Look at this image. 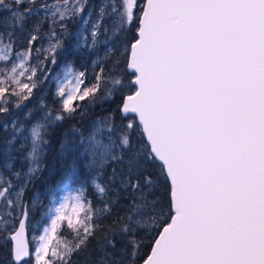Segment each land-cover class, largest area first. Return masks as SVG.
<instances>
[{
    "label": "snow or ice",
    "instance_id": "1",
    "mask_svg": "<svg viewBox=\"0 0 264 264\" xmlns=\"http://www.w3.org/2000/svg\"><path fill=\"white\" fill-rule=\"evenodd\" d=\"M87 7L0 0V115L12 117L2 125L0 236L14 242L12 264H73L93 242L89 264H264V0H100L85 14ZM76 20L78 54L64 40ZM17 33L27 38L23 51ZM45 35L41 67L28 58ZM76 55L87 63L77 68ZM61 56L52 106L41 99L13 115ZM117 96L116 107L93 116L87 130L73 124L60 143L72 160L68 178L80 165L96 204L83 188L66 196L48 209L54 216L30 249L21 201L49 134ZM18 134L30 144L26 172L11 164L27 146L13 147ZM65 220L71 241L57 232ZM57 236L64 247L50 249Z\"/></svg>",
    "mask_w": 264,
    "mask_h": 264
},
{
    "label": "rangeland",
    "instance_id": "2",
    "mask_svg": "<svg viewBox=\"0 0 264 264\" xmlns=\"http://www.w3.org/2000/svg\"><path fill=\"white\" fill-rule=\"evenodd\" d=\"M100 0H88L89 7L85 8V14L89 11H92V5H98ZM144 0H138V3L142 4ZM7 13L0 12V16H6ZM79 20H76L74 23L70 22L68 24V34L64 37L65 44L68 46V53H76L78 54L79 49L75 47L76 40V29L79 26ZM44 31L47 32V25L44 26ZM26 42V43H25ZM24 44V45H23ZM26 45V46H25ZM33 52L31 56L28 58V62L31 64H40L41 67H44V64L47 63L45 57L47 53L44 51L49 46L48 37L45 35L42 38L38 39L37 42H34L32 45ZM29 45L27 43V38L21 37L19 33H17V44L16 50L23 51L25 48H28ZM35 49H40L39 52L35 51ZM35 57L36 59H33ZM65 57L61 56L58 59L61 61L59 66H56L53 71L50 72L47 80L41 78V86L39 89L35 90L34 96L27 102L26 109L17 110L13 115L17 117H22L24 111L27 109H33L34 105L37 104L38 100H44L45 103L49 104L51 107V99L53 94L55 93V82L57 76H62L63 74V59ZM76 59L77 68L80 67L81 64H86L87 60L80 59L78 55L74 57ZM44 61L43 64L40 62ZM49 69H53V65L47 64ZM89 74H91V69H89ZM37 76H39V72H37ZM20 78V77H18ZM0 79H3L0 76ZM35 79V77H34ZM3 98H0V102H2ZM117 99V97H116ZM114 101V100H113ZM110 102L109 104H105L101 107L99 104L96 106L93 113L83 121L74 120V121H65L62 124H59L50 134H49V143L46 147V155H50L47 163H49V168L53 169L56 172V175L53 178H50L49 175L42 174V171L45 166L46 157L43 156L42 165L40 171L37 173L35 179L32 183L27 185L26 192L24 197L22 198L21 203L28 205L29 207V215L27 217V229L29 234V239L32 245V248L38 246V240L34 239V237H39L43 234L44 228L49 226L50 220L54 216V211L49 212L48 209H55L59 206V204L64 200L66 196H74L77 194V190L83 188V195H86V187L90 184L87 183L84 177L87 176V172L83 174V177L79 174L80 165H77V177L75 179H69L67 176V172L70 170V166L72 164L71 158L67 154L61 153L60 143L64 136V133L73 125L80 124L83 126L85 130H87L89 121L93 116L99 115L102 111L111 110V104L114 102ZM40 113L37 112L35 114V118H38ZM11 116L0 115V120H2L1 126L4 123H9L11 120ZM30 123V122H29ZM6 132V131H5ZM27 129L24 130V135H27ZM8 136V132H6V137ZM78 139V137H76ZM18 146L14 148H18L22 143L27 144L24 148V151H15L13 155L15 159L11 161L12 167L16 170L23 169L25 172L27 171V162L22 159L26 155V153L30 149V144L24 141L23 136L18 134ZM3 160L0 161V171H3ZM109 170H106L105 174H108ZM5 178L12 179L14 183H19L14 176H7L5 174ZM29 198L32 200H37L42 202L43 206H38L36 209H32L29 203ZM19 214V210L17 209L13 216H17ZM68 215L73 219L74 225L77 220V216L71 212V209H68ZM83 213H80V219L83 218ZM11 222V221H10ZM58 233H63L65 237L69 238L71 241V232L67 230V221L61 222L57 229ZM59 241V243H58ZM5 240L2 236H0V263L1 264H12V255H11V242L10 246L7 248L4 246ZM52 247H57L58 250L64 247V241H60L59 237L53 239L52 244L50 245V249Z\"/></svg>",
    "mask_w": 264,
    "mask_h": 264
},
{
    "label": "trees",
    "instance_id": "3",
    "mask_svg": "<svg viewBox=\"0 0 264 264\" xmlns=\"http://www.w3.org/2000/svg\"><path fill=\"white\" fill-rule=\"evenodd\" d=\"M29 23L31 24V21ZM113 102L114 103L111 104L112 108L116 107V105H118L121 102L120 97L117 96V99L115 98ZM1 123H2V120H0V146H2L3 141L6 138V132L3 130ZM16 146H18V141L14 142L13 147H16ZM45 157H46V161H45V166H44V169L42 171V174L49 175L50 178H53L56 175V172H54L53 169H50L49 163H47V160L49 159L50 155H45ZM2 160L3 159L0 158V161H2ZM107 175L108 174H105L103 179H107ZM85 196L87 197V199L89 201L92 202V204H96L97 196L92 191L91 186H89V185L86 187V195ZM97 206H99V205H97ZM145 243H147V241ZM4 246H6L8 248L10 246V242H7V243L5 242ZM93 246H94V242L89 245V251L88 252H81L78 256H74L72 258L73 264H89L90 260L94 259V253L92 255H89V252H92ZM148 251H150L149 247H145L143 249V253H147ZM143 253H142V255H143Z\"/></svg>",
    "mask_w": 264,
    "mask_h": 264
},
{
    "label": "water",
    "instance_id": "4",
    "mask_svg": "<svg viewBox=\"0 0 264 264\" xmlns=\"http://www.w3.org/2000/svg\"><path fill=\"white\" fill-rule=\"evenodd\" d=\"M25 235H26L27 239L29 240L30 249H31L32 248V245H31V242H30V239H29V234H28V229H27V220H26ZM13 243L14 242H11V251H12V248H13ZM12 259H13V257H12Z\"/></svg>",
    "mask_w": 264,
    "mask_h": 264
}]
</instances>
